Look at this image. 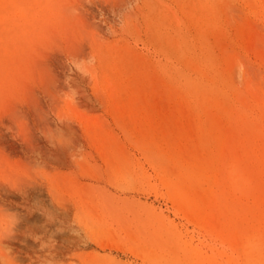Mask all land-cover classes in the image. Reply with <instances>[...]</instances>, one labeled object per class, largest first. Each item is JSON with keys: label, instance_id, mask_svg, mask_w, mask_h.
Masks as SVG:
<instances>
[{"label": "rangeland", "instance_id": "1", "mask_svg": "<svg viewBox=\"0 0 264 264\" xmlns=\"http://www.w3.org/2000/svg\"><path fill=\"white\" fill-rule=\"evenodd\" d=\"M263 40L262 0H0V264H264Z\"/></svg>", "mask_w": 264, "mask_h": 264}, {"label": "bare ground", "instance_id": "2", "mask_svg": "<svg viewBox=\"0 0 264 264\" xmlns=\"http://www.w3.org/2000/svg\"><path fill=\"white\" fill-rule=\"evenodd\" d=\"M262 2H264V1L262 0ZM251 3L253 4V2H251ZM259 3H261V2H259ZM261 5H262V3H261ZM257 7H258V6H257ZM261 7H262V6H261ZM203 8H204V7H203ZM253 9H256V8H253ZM258 9H259V8H258ZM260 9H261V8H260ZM257 11H258V10H257ZM161 12H162V10H161ZM258 12H259V11H258ZM257 14H258V13H257ZM257 14H256V15H257ZM206 15H207V14H206ZM206 15H205V16H206ZM208 15H209V14H208ZM214 15H215V14H214ZM252 15H253V14H252ZM260 17H261V16H260ZM10 18H11V17H10ZM165 18H166V17H165ZM226 18H227V17H226ZM151 20H152V19H151ZM193 20H194V19H193ZM198 20H199V19H198ZM222 20H223V19H222ZM227 20H228V19H227ZM228 21H229V20H228ZM261 21H262V20H261ZM152 22H153V21H152ZM192 22H193V21H192ZM201 22H202V21H201ZM223 22H224V21H223ZM22 23H23V22H22ZM220 23H221V21H220ZM203 24H204V23H203ZM206 24H207V23H206ZM218 24H219V23H218ZM245 24H246V23H245ZM192 25H193V24H192ZM228 25H229V24H228ZM231 25H232V24H231ZM231 25H229V27H230ZM198 26H199V25H197V27H198ZM203 26H205V25H203ZM208 26H209V25H208ZM208 26H207V27H208ZM237 26H238V25H237ZM249 26H250V25H249ZM209 27H210V26H209ZM214 27H215V26H214ZM251 27H252V26H251ZM215 28H217V26H216ZM218 28H219V26H218ZM222 28H223V27H222ZM243 28H244V27H243ZM206 29H207V28H206ZM206 29H203V30L207 31ZM210 29H211V27H210ZM220 29H221V28H220ZM169 30H170V29H169ZM217 30L219 31V29H217ZM244 30H245V29H244ZM1 31H2V30H1ZM184 31H185V30H184ZM205 31H204V32H205ZM242 31H243V30H242ZM253 31H254V30H253ZM202 32H203V31H202ZM245 33H246V32H245ZM3 34H5V33H3ZM164 34H165V33H164ZM183 35H184V32H183ZM231 35H232V34H231ZM236 35H237V34H236ZM206 37H207V36H206ZM208 37H209V36H208ZM226 37H227V36H226ZM252 37H253V36H252ZM257 38H258V37H257ZM261 38H262V36H261ZM221 39H223V38H221ZM233 39H234V38H233ZM262 39H263V38H262ZM218 40H219V39H218ZM243 40H244V39H243ZM250 40H251V39H250ZM250 40H248V41H250ZM259 40H260V39H259ZM225 41H226V40H225ZM235 41H236V40H235ZM251 41H253V40H251ZM251 41H250V42H251ZM263 41H264V40H263ZM218 42H219V41H218ZM227 42L229 43V41H227ZM241 42H242V41H241ZM244 42H245V40H244ZM188 43H189V42H188ZM219 43H220V42H219ZM223 43H225V42L223 41ZM223 43L221 42V45H219V44H218V45H219L220 47H222V46H225V47H226L227 44H226V45H223ZM236 43H237V42H236ZM238 43H240V42H238ZM241 44H242V43H241ZM228 45H229V44H228ZM228 45H227V46H228ZM230 45H231V43H230ZM230 45H229V47H231ZM242 45H243V44H242ZM178 46L180 47V44H179ZM235 46H236V45H235ZM249 46H250V44L248 45V49H250ZM236 47H237V46H236ZM171 48H172V47H171ZM190 48H191V47H190ZM251 48H252V46H251ZM256 48H258L257 45H256ZM218 49H219V48H218ZM220 49H221V48H220ZM222 49H223V48H222ZM258 49H259V48H258ZM185 50H186V49H185ZM191 50H192V49H191ZM214 50H215V49H214ZM251 50H252V49H251ZM253 50H254V49H253ZM253 50H252V51H253ZM255 50H256V49H255ZM226 51H228V49L226 50V48H225L223 52H226ZM262 51H264V50L262 49ZM176 52H177V51H176ZM184 52H185V51H184ZM230 52H231V51H230ZM230 52H229V53H230ZM259 52H261V51H259ZM190 53H191V52H190ZM226 53H227V52H226ZM226 53H225V54H226ZM231 53H232V54H230V55H234L233 52H231ZM249 53H250V50H249ZM262 53H263V52H262ZM3 54H4V53H3ZM241 54H242V53H241ZM241 54H240V56H238V57H239L238 59H240ZM253 54H254V53H253ZM182 55L184 56V54H182ZM182 55H181V56H182ZM223 55H224V54H223ZM226 55H227V54H226ZM237 55H239V54H237ZM237 55H236V56H237ZM227 56H228V55H227ZM236 56H235V57H236ZM184 57H185V56H184ZM186 57H188V56H186ZM223 57H225V56H223ZM193 58H194V57H193ZM230 58H231V56H230ZM242 58H243V57H242ZM180 59H182V58L180 57ZM238 59H237V60H238ZM227 60L229 61V59H227ZM237 60H236V61H237ZM242 60H244V59H242ZM230 61H231V59H230ZM239 61H241V60H239ZM218 62H219V61H218ZM257 62H258V61H257ZM233 63H234V62H233ZM240 63H241V62H240ZM196 64H197V63H196ZM237 64H239V63H237ZM242 64H243V62L241 63V65H242ZM114 65H115V64H114ZM180 65H181V64H180ZM191 65H192V63H191ZM197 65H198V64H197ZM201 66H202V65H201ZM239 66H240V65H239ZM181 67H182V66H181ZM203 67H204V66H203ZM165 68H166V67H165ZM167 69H168V68H167ZM204 69H205V68H204ZM204 69L202 68V70H204ZM232 69H233V67H231V69H230L231 72H232ZM262 69H263V68H262ZM262 69H260V70L262 71ZM123 70H124V69H123ZM199 70H200V69H199ZM171 71H172V70H171ZM174 72H175V71H174ZM207 72H209V70H208ZM114 73H115V71H114ZM158 73H159V72H158ZM168 73H170V72H168ZM171 74H172V73H171ZM176 74H177V73H176ZM210 74H211V73H210ZM231 74H232V73H231ZM259 74H261V72H260ZM164 75H165V74H164ZM262 75H263V74H262ZM167 76H168V74H167ZM191 76H192V75H191ZM248 76H249V75H248ZM263 76H264V75H263ZM171 77H172V76H171ZM188 77H189V76H188ZM217 77H218V76H217ZM223 77H224V76H223ZM256 77H257V76H256ZM150 78H151V77H150ZM176 78H177V77H176ZM11 79H13V78H11ZM131 79H132V78H131ZM131 79H130V80H131ZM164 79H165V78H164ZM168 79H170V78H168ZM247 79H248V78H247ZM247 79H246V80H247ZM172 80H173V79H172ZM174 80H175V79H174ZM246 80H245V81H246ZM248 80H249V79H248ZM1 81H3V80H1ZM168 81H169V80H168ZM176 81H177V80H176ZM190 81H191V80H190ZM250 81H251V80H250ZM261 81H262V80H261ZM174 82H175V81H174ZM198 82H201V81H198ZM258 82H259V81H258ZM111 83H112V82H111ZM164 83H165V82H164ZM166 83H167V82H166ZM256 83H257V82H256ZM262 83H263V81H262ZM117 84H118V83H117ZM174 84H175V83H174ZM198 84H199V83H198ZM236 84H237V83H236ZM250 84H251L252 87H253V85H255L252 81H251ZM176 85H177V83H176ZM218 85H219V84H218ZM257 85H258V84H257ZM111 86H112V85H111ZM129 86H130V85H129ZM150 86H151V85H150ZM174 86H175V85H174ZM205 86H206V85H205ZM209 86H212V85H209ZM239 86H240V87H238V88H241V85H239ZM242 86H243V85H242ZM255 86H256V85H255ZM263 86H264V85H263ZM220 87H221V86H220ZM252 87H251V92H253V89H255V88H252ZM258 87H259V86H258ZM115 88H116V87H115ZM150 88H151V87H150ZM167 88H168V87H167ZM173 88H174V87H173ZM211 88H212V87H211ZM215 88H216V87H215ZM129 89H130V88H129ZM186 89H187V88H186ZM217 89H218V88H217ZM219 89H220V88H219ZM224 89H226V88H224ZM244 89H245V88H244ZM126 91H129V90L126 89ZM156 91H157V89H156ZM167 91H168V89H167ZM207 91H208V90H207ZM213 91H214V90H213ZM216 91H217V90H216ZM113 92H115L114 89H113ZM168 92H169V91H168ZM178 92H180V90H178ZM220 92H221V91H220ZM249 92H250V91H249ZM255 92H256V90H255ZM258 92H260V91H258ZM261 92H262V91H261ZM131 93H132V92H131ZM138 93H140V91H138ZM141 93H142V91H141ZM117 94H119V93L117 92ZM170 94H171V93H170ZM173 94H175V93H173ZM178 94H179V93H178ZM180 94H181V93H180ZM216 94H217V93H216ZM226 94H228V93H226ZM248 94H249V93H248ZM133 95H134V94H133ZM136 95H137V94H136ZM141 95H142V94H141ZM254 95H256V94L254 93ZM176 96H178V95H176ZM182 96H183V95H182ZM188 96H189V95H188ZM190 96H191V95H190ZM208 96H209V95H208ZM213 96H214V95H213ZM226 96H227V95H226ZM249 96H250V95H249ZM256 96H257V95H256ZM256 96H255V97H256ZM116 97H117V96H116ZM203 97H204V96H203ZM222 97H223V96H222ZM230 97H231V96H230ZM255 97H254V98H255ZM259 97H261V96H259ZM259 97H258V96L256 97V98H257V101H258V98H259ZM117 98H118V97H117ZM174 98H177V97H174ZM174 98H173V99H174ZM179 98H180V97H179ZM181 98H182V97H181ZM201 98H202V97H201ZM242 98H243V97H242ZM246 98H247V97H246ZM256 98H255V99H256ZM136 99H137V98H136ZM143 99H144V98H143ZM204 99H205V98H204ZM216 99H217V98H216ZM220 99H222V98H220ZM259 99H260V98H259ZM144 100H145V99H144ZM200 100H201V99H200ZM213 100H214V99H213ZM222 100H223V99H222ZM237 100H238V99H237ZM237 100H236V101H237ZM121 101H123V100H121ZM133 101H134V99H133ZM197 101H198V99H197ZM211 101H212V100H211ZM225 101L228 102L227 100H225ZM225 101H224V102H225ZM254 101H255V100H254ZM119 102H120V101H119ZM192 102H193V101H192ZM216 102H217V100H216ZM233 102H234V101H233ZM258 102H259V101H258ZM131 103H132V102H131ZM170 103H172V102H170ZM170 103H169V104H170ZM196 103H197V102H196ZM222 103H223V102H222ZM231 103H232V102H231ZM249 103H250V102H249ZM116 104H117V103H116ZM138 104L141 105V103H138ZM172 104H173V103H172ZM172 104H171V105H172ZM188 104H189V103H188ZM191 104H192V103H191ZM207 104H208V103H207ZM209 104H210V103H209ZM128 105H129V104H128ZM132 105H133V104H132ZM185 105H186V104H185ZM196 105H197V104H196ZM211 105H212V103H211ZM211 105H210V106H211ZM224 105H226V104H224ZM229 105H230V104H229ZM233 105H234V104H233ZM261 105H262V104H261ZM146 106H147V105H146ZM237 106H238V105H237ZM248 106H249V105H248ZM250 106H251V104H250ZM178 107H179V106H178ZM186 107H187V106H186ZM188 107H189V106H188ZM203 107H204V106H203ZM212 107H213V105H212ZM217 107H218V106H217ZM239 107H240V106H239ZM135 108H137L136 105H135ZM135 108H134V110H135ZM182 108H183V107H182ZM189 108H190V107H189ZM222 108H224V107L222 106ZM159 109H161V108H159ZM185 109H186V108H185ZM136 110H138V108H137ZM174 110H175V109H174ZM181 110H182V109H181ZM183 110H184V109H183ZM186 110H187V109H186ZM215 110H216V109H215ZM241 110H242V109H241ZM241 110H239V111H241ZM141 111H142V108H141ZM217 111H219V110H217ZM220 111H221V110H220ZM248 111H249V110H248ZM248 111H247V112H248ZM137 112H138V111H137ZM164 112H165V111H164ZM186 112H187V111H186ZM190 112H191V111H190ZM187 113H188V112H187ZM250 113H251V112H250ZM118 114H119V111H118ZM133 114H135V113H133ZM143 114H144V113H143ZM179 114H180V113H179ZM233 114H234V113H233ZM239 114H240V113H239ZM242 114H243V113H242ZM242 114H240V115H242ZM130 115H131V114H130ZM138 115H139V114H137L136 116H138ZM169 115H170V114H169ZM188 115H189V114H188ZM229 115H230V114H229ZM229 115H228V116H229ZM236 115H237V114H236ZM243 115H244V114H243ZM162 116H163V115H162ZM167 116H168V114H167ZM190 116H191V115H190ZM192 116H193V115H192ZM215 116H216V115L214 114V117H215ZM224 116H225V115H224ZM224 116H222V117H224ZM170 117H171V116H170ZM178 117H179V116H178ZM220 117H221V116H220ZM225 117H226V116H225ZM137 118H138V117H137ZM191 118H192V117H191ZM230 118H231V117H230ZM235 118H236V117H235ZM222 120H223V119H222ZM235 120H236V119H235ZM247 120H248V119H247ZM252 120H253V119H252ZM256 120H257V119H256ZM225 121H226V120H225ZM225 121H224V122H225ZM236 121H237V120H236ZM248 121H249V120H248ZM253 121H254V120H253ZM225 123H226V122H225ZM234 123H235V122H234ZM248 123H249V122H248ZM254 124H255V123H254ZM215 125H217V124H215ZM238 125H239V124H238ZM239 126H240V125H239ZM248 126H249V125H248ZM254 126H255V125H254ZM234 129H235V126H234ZM177 131H178V130H177ZM204 131H205V130H204ZM246 131H247V130H246ZM253 131H254V130H253ZM189 132H190V131H189ZM228 132L230 133V131H228ZM196 133H197V132H196ZM217 133H218V132H217ZM245 133H246V132H245ZM248 134H249V133H248ZM192 136H194V134H193ZM251 136H252V135H251ZM242 137H243V136H242ZM245 137H246V136H245ZM211 140H212V139H211ZM256 141H257V140H256ZM243 142H245V141H243ZM252 143H253V141H252ZM257 143H258V142H257ZM211 144H212V142H211ZM215 144H216V143H215ZM217 145H218V144H217ZM261 145H262V144H261ZM213 147H214V146H213ZM211 148H212V147H211ZM169 149H171V148H169ZM254 149H255V148H254ZM183 151H184V150H183ZM207 152H208V151H207ZM238 152H239V151H238ZM161 153H163V151H162ZM212 153H213V152H212ZM207 154H209V153H207ZM216 155H217V154H216ZM236 156H237V155H236ZM258 156H259V155H258ZM168 157H169V156H168ZM178 157H179V155H178ZM210 157H211V155H210ZM214 157H216V156H214ZM211 158H212V157H211ZM178 159H179V158H178ZM215 159H216V158H215ZM172 160H173V159H172ZM210 160H211V159H210ZM174 161H175V160H174ZM217 161H218V160H217ZM214 162H216V161H214ZM219 163H220V162H219ZM215 164H216V163H215ZM216 165H217V164H216ZM220 165H221V164H219V166H220ZM214 166H215V165H214ZM211 167H212V166H211ZM215 168H216V167H215ZM202 169H203V168H202ZM202 169H201V170H202ZM217 169H219V168H216V170H217ZM199 170H200V169H199ZM201 170H200V171H201ZM204 170H205V169H204ZM213 170H214V169H213ZM191 171H192V170H191ZM217 171H218V170H217ZM217 171H216V172H217ZM223 171H224V170H223ZM212 173H213V172H212ZM197 174H198V173H197ZM200 174H201V173H200ZM204 174H205V173H204ZM201 175H202V174H201ZM215 175H216V174H215ZM219 175H220V174H219ZM204 176H205V175H204ZM208 176H209V175H208ZM210 176H211V175H210ZM197 177H198V176H197ZM215 177H217V175H216ZM215 177H214V178H215ZM200 178H201V177H200ZM211 178H213V177H211ZM214 178H213V179H214ZM209 179H210V178H209ZM262 179H263V178H262ZM205 180H206V179H205ZM235 180L238 181L236 178H235ZM212 182H213V181H212ZM188 183H189V182H188ZM218 183H219V182H218ZM215 184H217V182H216ZM206 185H207V184H206ZM218 185H220V184H218ZM209 186H210V185H209ZM205 188H206V187H205ZM207 188H209V187H207ZM202 191H203V190H202ZM209 191L211 192V189H209ZM221 191H222V190H221ZM182 192H184V191H182ZM203 193H204V192H203ZM237 194H238V193H237ZM259 194H260V193H259ZM255 195H256V194H255ZM227 196H228V195H227ZM256 196H257V195H256ZM258 196H259V195H258ZM258 196H257V197H258ZM243 197H244V196H243ZM249 198H250V197H249ZM250 199H251V198H250ZM228 200H229V199H228ZM228 200H227V201H228ZM242 200H243V199H242ZM232 201H233V200H232ZM245 201H246V200H245ZM228 203H229V202H228ZM250 205H251V204H250ZM256 207H257V206H256ZM259 212H260V211H259ZM227 217H228V216H227ZM242 217H243V216H242ZM234 218H235V217H234ZM224 219H225V218H224ZM262 219H264V218H262ZM228 221H229V220H228ZM259 222H260V221H259ZM262 224H263V223H262ZM252 225H253V224H252ZM236 226H237V225H236ZM221 227H222V226H221ZM246 229H247V228H246ZM263 229H264V228H263ZM207 230H208V229H207ZM209 230H210V229H209ZM224 230H225V229H224ZM257 231H258V230H257ZM263 231H264V230H263ZM252 232H253V231H252ZM261 232H262V231H261ZM211 233H212V232H211ZM257 233H258V232H257ZM213 235H215V234H213ZM257 235H258V234H257ZM217 240H218V239H217ZM254 241H255L254 238L250 237V238H247L246 241H245L244 243H242V242H241V243H242V245H244V247L248 250L251 246H253ZM227 245H228V244H227ZM227 245H226V246H227ZM233 247H234V246H233ZM214 252H215V251H214ZM220 252H221V251H220ZM215 253L217 254V252H215ZM246 256H247V259H248L249 261H253V260H254V259H252L251 254H247ZM205 258H206V257H205ZM256 260H257V259H256ZM231 262H232V261H231ZM252 263H253V262H252ZM223 264H224V263H223ZM253 264H254V263H253Z\"/></svg>", "mask_w": 264, "mask_h": 264}]
</instances>
